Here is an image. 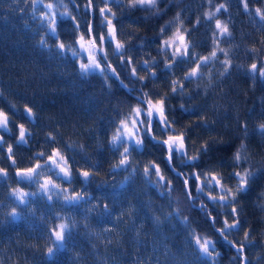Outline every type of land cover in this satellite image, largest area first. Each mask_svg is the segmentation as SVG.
<instances>
[{
    "label": "clouds",
    "instance_id": "9594fccd",
    "mask_svg": "<svg viewBox=\"0 0 264 264\" xmlns=\"http://www.w3.org/2000/svg\"><path fill=\"white\" fill-rule=\"evenodd\" d=\"M0 113V264H264V0H0Z\"/></svg>",
    "mask_w": 264,
    "mask_h": 264
},
{
    "label": "snow or ice",
    "instance_id": "6c2138e0",
    "mask_svg": "<svg viewBox=\"0 0 264 264\" xmlns=\"http://www.w3.org/2000/svg\"><path fill=\"white\" fill-rule=\"evenodd\" d=\"M6 119L5 115L3 113H0V121H4ZM22 128V126H21ZM21 136L24 135L23 131H21L20 133ZM59 153L56 152L53 154V156H50L48 157L49 160H54L56 158V156H58ZM38 166V165H37ZM21 172H24V173H32L35 171V168H24V169H20ZM85 175H87V173H85Z\"/></svg>",
    "mask_w": 264,
    "mask_h": 264
}]
</instances>
